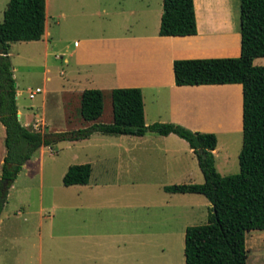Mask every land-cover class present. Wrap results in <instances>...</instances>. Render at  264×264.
<instances>
[{
	"label": "rangeland",
	"instance_id": "obj_1",
	"mask_svg": "<svg viewBox=\"0 0 264 264\" xmlns=\"http://www.w3.org/2000/svg\"><path fill=\"white\" fill-rule=\"evenodd\" d=\"M110 1L114 6L117 1L127 5ZM217 1L213 12L221 10L223 0ZM6 2L0 0V21ZM48 2L53 21L57 0ZM228 3L239 23V0ZM75 10L85 14L84 9ZM48 52L44 66L41 47L24 41L9 43L20 121L27 116L28 128L45 133L109 123V91H103L99 118L82 120L79 91L89 88L87 76L75 85L68 66L54 58L57 49ZM259 59L253 64L264 65V57ZM36 87L41 91L29 99L28 90ZM216 95L231 98L229 93ZM202 115L214 117L207 111ZM214 134L217 171L236 173L241 130ZM138 144L133 136L93 132L85 139L57 141L35 150L7 190L0 213V264H184V228L205 223L210 203L201 194L168 193L162 187L201 183L196 158L192 153L187 158L183 145L168 143L181 152L160 157L163 146L158 142ZM83 163L91 167L88 182L64 186L61 179L67 167ZM255 235L264 238V230L245 232V264H264V241L254 242Z\"/></svg>",
	"mask_w": 264,
	"mask_h": 264
},
{
	"label": "trees",
	"instance_id": "obj_2",
	"mask_svg": "<svg viewBox=\"0 0 264 264\" xmlns=\"http://www.w3.org/2000/svg\"><path fill=\"white\" fill-rule=\"evenodd\" d=\"M45 0H7L0 21V123L4 127L5 153L0 165V213L7 189L23 163L41 146L57 141L88 138L91 133L142 136L175 134L194 154L202 174L201 183L165 185L168 193L201 194L210 203L206 222L184 228V264H245V232L264 230V65L254 58L264 57V0H239L240 51L237 57L175 59L174 84H233L241 86V146L238 171L221 175L212 151L216 136L171 122L145 124L143 102L138 87L109 91L111 121L45 133L23 126L17 118L15 86L8 56L11 42L39 40L43 34ZM196 33L193 0H162L158 28L160 36ZM103 91L83 89L78 110L84 121H94L102 113ZM91 172L89 163L67 167L64 186L83 185ZM6 185L3 186V182Z\"/></svg>",
	"mask_w": 264,
	"mask_h": 264
},
{
	"label": "crops",
	"instance_id": "obj_3",
	"mask_svg": "<svg viewBox=\"0 0 264 264\" xmlns=\"http://www.w3.org/2000/svg\"><path fill=\"white\" fill-rule=\"evenodd\" d=\"M120 1L126 2V7L118 1L114 6L110 0H57L52 21L49 2L45 0L43 34L39 40L24 42L42 48L44 66L49 48H56L58 54L53 55L54 58L68 66L75 85L87 76L89 88L101 91L138 87L145 124L171 122L191 130L212 133L241 130L240 84L177 86L172 72L175 59L239 55V23L228 0L222 1L220 12H213V2L217 0H193L196 33L184 36L158 35L162 0ZM78 8L84 9L82 12L85 14L78 15L75 10ZM259 58H254L252 63ZM46 72L47 68H44L43 76ZM44 78L47 79L46 76ZM220 92L229 93L231 98L217 97L216 93ZM18 94L15 89V103ZM203 111L212 113L214 117L205 118ZM20 115L17 108L19 122L28 127L27 116L21 122ZM31 115L35 117L36 114ZM4 134L0 123V165L5 153ZM133 137L138 145L158 142L163 146L158 150L160 157H175L181 152L168 147V143L187 146L182 150L187 158L192 153L187 143L172 133L157 135L148 132ZM215 152L216 147L212 151L214 161ZM14 182L15 179L8 189L13 188ZM263 239L256 235L253 237L254 242Z\"/></svg>",
	"mask_w": 264,
	"mask_h": 264
},
{
	"label": "built area",
	"instance_id": "obj_4",
	"mask_svg": "<svg viewBox=\"0 0 264 264\" xmlns=\"http://www.w3.org/2000/svg\"><path fill=\"white\" fill-rule=\"evenodd\" d=\"M41 91L40 88L36 87L34 90H28V98L31 99L34 97L35 94L39 93ZM32 126L36 127V124H32Z\"/></svg>",
	"mask_w": 264,
	"mask_h": 264
},
{
	"label": "water",
	"instance_id": "obj_5",
	"mask_svg": "<svg viewBox=\"0 0 264 264\" xmlns=\"http://www.w3.org/2000/svg\"><path fill=\"white\" fill-rule=\"evenodd\" d=\"M5 185H6V181L3 182V186H5Z\"/></svg>",
	"mask_w": 264,
	"mask_h": 264
}]
</instances>
